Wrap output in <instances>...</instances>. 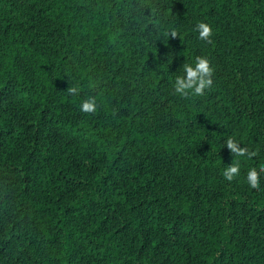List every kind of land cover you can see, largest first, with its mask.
<instances>
[{
	"label": "trees",
	"instance_id": "16d2710c",
	"mask_svg": "<svg viewBox=\"0 0 264 264\" xmlns=\"http://www.w3.org/2000/svg\"><path fill=\"white\" fill-rule=\"evenodd\" d=\"M262 167L264 0H0V264H264Z\"/></svg>",
	"mask_w": 264,
	"mask_h": 264
},
{
	"label": "clouds",
	"instance_id": "9594fccd",
	"mask_svg": "<svg viewBox=\"0 0 264 264\" xmlns=\"http://www.w3.org/2000/svg\"><path fill=\"white\" fill-rule=\"evenodd\" d=\"M196 31L199 33V39L210 41L213 35L211 25L200 22L196 26ZM213 68L208 59L197 57L192 63H186L182 69V75L177 76L174 81L175 92L181 96L189 94L202 95L206 89L213 84L212 80ZM97 103L95 99H89L83 102L80 106L82 112L91 114L96 111ZM226 147L230 152L240 158L251 160L252 154H247L244 149L238 147L235 137L229 138L226 142ZM264 173V167L260 169ZM240 169L237 167H228L223 171V176L226 181L231 182L234 178L239 176ZM245 183L250 189L259 187L258 176L255 170H250L246 177Z\"/></svg>",
	"mask_w": 264,
	"mask_h": 264
}]
</instances>
